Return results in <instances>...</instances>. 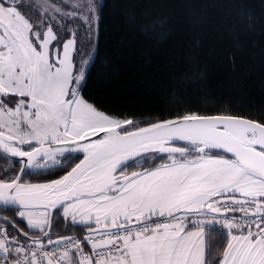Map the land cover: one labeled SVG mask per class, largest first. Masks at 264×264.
I'll list each match as a JSON object with an SVG mask.
<instances>
[{
  "label": "trees",
  "instance_id": "trees-1",
  "mask_svg": "<svg viewBox=\"0 0 264 264\" xmlns=\"http://www.w3.org/2000/svg\"><path fill=\"white\" fill-rule=\"evenodd\" d=\"M0 2L42 18L33 0ZM98 15L90 64L85 66L88 59L81 65L88 57L77 48L73 70L84 72L81 98L123 121V132L196 116L238 117L264 126V0H102ZM204 155L228 157L216 150ZM169 157L150 152L120 172L140 174ZM80 158L67 154L58 167L27 171L21 183L55 180ZM19 170L20 163L0 153V181H13ZM19 214L0 207V230L23 238L9 220L29 238L43 235L46 228L30 229ZM85 230L65 221L60 208L54 210L49 238L81 237ZM205 233L204 264H220L229 233L212 226Z\"/></svg>",
  "mask_w": 264,
  "mask_h": 264
},
{
  "label": "rangeland",
  "instance_id": "rangeland-1",
  "mask_svg": "<svg viewBox=\"0 0 264 264\" xmlns=\"http://www.w3.org/2000/svg\"><path fill=\"white\" fill-rule=\"evenodd\" d=\"M33 1L36 11L42 13L41 19L34 10L24 14L14 6L0 2V134L23 145L59 143L83 140L124 124L81 98L79 84L84 72L75 73L73 70L72 59L77 48L83 50V58L88 57L82 59L81 65L89 59L87 66L93 57L98 36V6L102 0ZM6 146L20 152L28 150L21 149L15 142ZM61 157L48 155L37 164L57 162ZM216 172L219 182L213 183V193L264 198L263 180L227 166L218 167ZM140 174L115 184L109 190L61 206L63 219L84 229L97 227L113 212L119 213L118 196L129 189L135 205L131 214H137L136 211L148 204L145 188L133 190L142 187ZM19 216L30 229L43 231L47 228V210H20ZM200 230L204 232L203 228ZM48 241L49 238L40 242ZM196 262L195 259L192 264ZM102 264L137 262L126 263L123 259Z\"/></svg>",
  "mask_w": 264,
  "mask_h": 264
},
{
  "label": "water",
  "instance_id": "water-1",
  "mask_svg": "<svg viewBox=\"0 0 264 264\" xmlns=\"http://www.w3.org/2000/svg\"><path fill=\"white\" fill-rule=\"evenodd\" d=\"M124 128L122 124L83 140L47 144L31 142L34 147L19 154L11 152L6 144H23L0 134V153L20 163V170L13 181H0V207L14 210L43 209L49 214L47 228L38 238H29L9 220L7 222L25 239L45 240L50 236L55 209L132 178L137 172L124 174L120 171L147 153H187V149L181 145H197L199 154L207 150L224 153L247 172L264 181V126L259 123L238 117L196 116L159 121L126 132H123ZM56 154H75L81 158L55 180L21 183L27 171H45L58 167L59 161L37 164L46 156ZM1 219L3 217L0 215ZM123 226L101 225L88 228L85 233L114 230Z\"/></svg>",
  "mask_w": 264,
  "mask_h": 264
},
{
  "label": "crops",
  "instance_id": "crops-1",
  "mask_svg": "<svg viewBox=\"0 0 264 264\" xmlns=\"http://www.w3.org/2000/svg\"><path fill=\"white\" fill-rule=\"evenodd\" d=\"M223 166L254 176L222 155H173L164 164L140 174L142 187L133 190L145 188L148 204L144 208L136 211L135 215L131 214L135 205L133 193L129 189L124 195L118 196L117 203L121 204L119 213L113 212L99 226L136 223L169 213L200 210L208 206L211 195L240 196L213 193V183L219 182L216 169ZM205 235V228L201 226L185 231L165 229L151 232L128 242V257L125 261H136L137 264H192L196 259V264H204ZM12 263L17 264L13 260ZM220 264H264V247L258 233H230Z\"/></svg>",
  "mask_w": 264,
  "mask_h": 264
},
{
  "label": "built area",
  "instance_id": "built-area-1",
  "mask_svg": "<svg viewBox=\"0 0 264 264\" xmlns=\"http://www.w3.org/2000/svg\"><path fill=\"white\" fill-rule=\"evenodd\" d=\"M196 145L189 151L195 153ZM194 226H214L243 232H256L264 247V198L211 195L209 205L192 212L169 213L119 229L77 236H61L46 243L25 240L0 230V264L14 260L17 264H102L128 257V242L148 233L187 230Z\"/></svg>",
  "mask_w": 264,
  "mask_h": 264
},
{
  "label": "bare ground",
  "instance_id": "bare-ground-1",
  "mask_svg": "<svg viewBox=\"0 0 264 264\" xmlns=\"http://www.w3.org/2000/svg\"><path fill=\"white\" fill-rule=\"evenodd\" d=\"M9 148V147H8ZM9 150L11 151V152H13V153H16V154H19V150H16L15 148H13V147H11V148H9ZM50 156V155H49ZM107 168H105V170H106Z\"/></svg>",
  "mask_w": 264,
  "mask_h": 264
}]
</instances>
